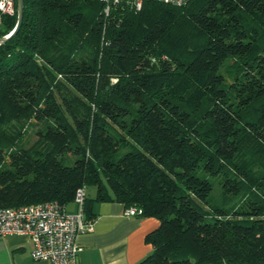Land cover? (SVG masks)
Returning a JSON list of instances; mask_svg holds the SVG:
<instances>
[{
    "label": "trees",
    "instance_id": "16d2710c",
    "mask_svg": "<svg viewBox=\"0 0 264 264\" xmlns=\"http://www.w3.org/2000/svg\"><path fill=\"white\" fill-rule=\"evenodd\" d=\"M16 20L14 0L0 37ZM80 187L86 220L94 201L158 220L137 264H264V0H23L0 44V207Z\"/></svg>",
    "mask_w": 264,
    "mask_h": 264
},
{
    "label": "crops",
    "instance_id": "0c3cea01",
    "mask_svg": "<svg viewBox=\"0 0 264 264\" xmlns=\"http://www.w3.org/2000/svg\"><path fill=\"white\" fill-rule=\"evenodd\" d=\"M90 196L92 195L91 192ZM68 212H73L71 207ZM91 230L77 236L80 246L78 264H137L152 247L145 240L158 220L152 216L124 214V207L116 201H94ZM32 242L23 235L0 236V264H50L34 260Z\"/></svg>",
    "mask_w": 264,
    "mask_h": 264
},
{
    "label": "built area",
    "instance_id": "2783aa9c",
    "mask_svg": "<svg viewBox=\"0 0 264 264\" xmlns=\"http://www.w3.org/2000/svg\"><path fill=\"white\" fill-rule=\"evenodd\" d=\"M108 1V0H106ZM117 1V0H113ZM144 0H131L140 7ZM181 5L188 0H157ZM0 13L13 14L14 0H0ZM85 190L80 187L73 198L75 210L68 212L56 201H40L19 206L0 207V236L23 235L32 242L31 256L50 264H78L80 251L76 239L91 230L93 219L84 216ZM127 216L141 215L135 207L124 209Z\"/></svg>",
    "mask_w": 264,
    "mask_h": 264
},
{
    "label": "water",
    "instance_id": "95a60500",
    "mask_svg": "<svg viewBox=\"0 0 264 264\" xmlns=\"http://www.w3.org/2000/svg\"><path fill=\"white\" fill-rule=\"evenodd\" d=\"M16 12H17V20L15 27L7 35L0 37V44L4 42L7 38H9L20 26L22 20V13H23V0H16Z\"/></svg>",
    "mask_w": 264,
    "mask_h": 264
},
{
    "label": "rangeland",
    "instance_id": "374dc122",
    "mask_svg": "<svg viewBox=\"0 0 264 264\" xmlns=\"http://www.w3.org/2000/svg\"><path fill=\"white\" fill-rule=\"evenodd\" d=\"M26 139H27L28 143H31L32 141H34L36 139V137L32 131H29L28 133H26ZM87 190H88V192H91L92 195L94 194V187L93 186L87 187ZM66 207H69L67 209L70 210L71 207H75V203L72 201Z\"/></svg>",
    "mask_w": 264,
    "mask_h": 264
}]
</instances>
